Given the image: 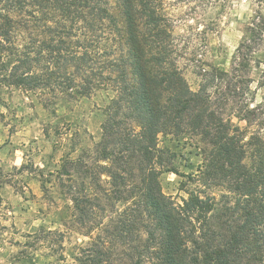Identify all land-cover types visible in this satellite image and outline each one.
Wrapping results in <instances>:
<instances>
[{
	"label": "trees",
	"instance_id": "1",
	"mask_svg": "<svg viewBox=\"0 0 264 264\" xmlns=\"http://www.w3.org/2000/svg\"><path fill=\"white\" fill-rule=\"evenodd\" d=\"M263 34L252 21L229 71L195 65L192 90L164 0H0V93L23 91L46 110L108 100L93 158L108 178L100 192L124 208L109 225L92 222L98 198L75 187L69 169L95 181L94 169L65 159L58 179L88 243L67 261L63 234L39 229L52 264H264V138L226 114L236 108L248 124L264 113L246 103L253 63L264 90ZM160 136L186 138L202 157L182 176L180 203L161 188L164 173L177 175V154L159 148Z\"/></svg>",
	"mask_w": 264,
	"mask_h": 264
},
{
	"label": "rangeland",
	"instance_id": "2",
	"mask_svg": "<svg viewBox=\"0 0 264 264\" xmlns=\"http://www.w3.org/2000/svg\"><path fill=\"white\" fill-rule=\"evenodd\" d=\"M164 7L173 23L180 67L192 90L197 89L198 81L195 65L229 71L252 21L260 19L264 24V0H164ZM251 66L248 76L252 82L248 84L246 103L253 109L264 105V90L258 89L263 66L260 70L255 63ZM107 101L100 95L46 110L23 91L0 93V264L54 263L56 256L51 254V244L45 242L42 246L36 242L35 234L41 228L63 234L60 243L67 261L77 245H87L88 238L73 223L72 203L58 179L65 159H80L94 169L95 181L85 174V168L69 169L74 186L80 190L83 187L84 194L98 198L97 202L92 201V222L109 225L123 210L125 204L100 192L109 188L105 183L108 178L97 168L104 163H96L93 158ZM235 109L226 111L232 115V122L241 128L247 126L248 134L258 133L264 138V113L251 116L246 124L234 118ZM158 146L177 154V175L164 173L160 184L166 196L180 203L187 197L180 190L183 177L196 174L202 157L186 138L160 136ZM62 181L69 184L65 177ZM117 253L121 255L123 248L119 247Z\"/></svg>",
	"mask_w": 264,
	"mask_h": 264
}]
</instances>
